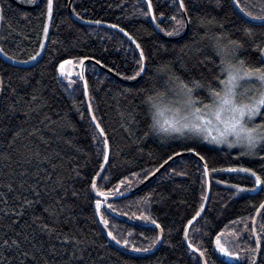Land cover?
Segmentation results:
<instances>
[{
    "label": "trees",
    "instance_id": "trees-1",
    "mask_svg": "<svg viewBox=\"0 0 264 264\" xmlns=\"http://www.w3.org/2000/svg\"><path fill=\"white\" fill-rule=\"evenodd\" d=\"M16 1L33 5L37 0ZM147 2L73 0L72 13L77 19L108 26L101 27L74 20L68 12L69 0H52L51 18L48 0L30 10L0 0V14L4 17L0 20V264H31L34 249L22 244L29 252L25 258L14 246L4 247L3 241L11 243L18 239V233L30 234L41 222L51 223L45 207L58 213L57 225L64 233H74L86 243L75 250L73 257L71 246L64 251L59 241H53L57 245L53 253L47 237L40 233L37 239L45 241V250L38 256L39 264H201L184 241V229L200 211L206 196L205 174L197 159H176L125 198L102 201L93 193L92 181L104 161L103 138L90 119L79 76L58 75L63 61L77 65L85 57L99 61L113 75L91 64L85 71L92 115L107 134L109 144V160L97 183V189L106 195L100 196L129 192L169 157L198 153L208 171L210 197L204 212L189 229V244L203 253L207 264H220L214 257L213 243L222 234V243L239 255V264L254 260L252 221L264 202V186L256 192L240 191L253 189L255 177L228 169L250 168L264 180V147H216L198 134L161 133L152 127L155 109L145 101L152 96L161 106L176 94L168 75L160 70L164 65L186 82L197 79L218 87L215 77L219 75L220 56L213 36H222L224 44L228 39L240 41L243 48L237 57L260 66L264 24L244 21L231 0H184L187 12L180 9L178 0H151L155 22L165 37H177L165 34L179 27L173 16L184 20V14L187 20L191 18L185 37L168 41L154 29ZM239 8L244 13L251 12L252 18L264 15L261 0H239ZM204 16L214 19L201 27L200 18ZM246 29L251 30V35ZM183 31L184 28L180 34ZM123 33L140 45L146 57L143 76L133 84L122 81L133 82L139 77L126 79L139 71L140 56ZM40 51L38 59L29 63ZM195 96L210 103L206 88L197 90ZM261 122L264 118L255 121ZM16 132L20 135L13 142ZM125 178L127 182L122 184ZM25 199H39V203L21 218L16 213L24 211ZM96 200L102 201V222L107 221L103 224L116 240L103 233ZM111 212L134 224L115 219ZM36 216L41 220L34 224ZM153 220L162 229L161 244L155 252L143 255L147 251L134 249L149 251L156 245L157 232L142 226ZM256 233L261 241L258 264H264V209L257 219Z\"/></svg>",
    "mask_w": 264,
    "mask_h": 264
},
{
    "label": "snow or ice",
    "instance_id": "snow-or-ice-1",
    "mask_svg": "<svg viewBox=\"0 0 264 264\" xmlns=\"http://www.w3.org/2000/svg\"><path fill=\"white\" fill-rule=\"evenodd\" d=\"M30 3H34L35 0H29ZM237 7H239V0H235ZM264 3V0H261ZM149 9L152 8L151 0L148 2ZM179 7L183 11L187 12L188 9L184 4V0H179ZM48 16L51 18L52 15V0H48L47 4ZM243 12L244 9L241 8ZM2 13V9H0ZM246 15L252 17L251 12H246ZM161 15H163L161 13ZM4 17L0 14V20ZM254 19L264 21V15L253 17ZM156 17L153 15V20ZM173 20L179 25L178 28L173 31L166 32L168 36H178L180 32L185 27L186 23H191V18L187 21L182 19H177L175 16L172 17ZM214 19V18H212ZM212 19L207 16L201 17V27H205L208 24L212 23ZM96 23H99L97 21ZM112 27H118L117 25H112ZM220 27H223L222 25ZM47 27H45L44 32L47 34ZM121 32H124V29H120ZM163 31V29H161ZM248 35H251V30H245ZM127 35V33H125ZM215 41V48L217 50V55L220 56L219 75L215 77L218 82V87H213L211 84H205L201 80L192 79L190 81H184L180 77L175 76L171 73V69L168 65L162 66L160 69L166 75H168L169 82H171L176 88V94L179 97L175 106L170 109L175 113V118L172 121H165L164 125L159 124L158 121H155L152 127L158 128L160 131L171 134L178 133L184 135L186 130L193 133H208L211 134L212 131H216L217 135L212 136V141L215 143H228L229 146L242 145L249 150H256L258 147H264V122L256 124L255 121L257 118H264V48H259L262 59L260 61V66L252 65L247 63L244 59H239L237 53L243 48V44L240 41L228 39L227 44L222 42V36H213L211 37ZM259 47V46H258ZM137 48H140V45L137 44ZM35 59V57H32ZM84 59H87L85 57ZM146 57L143 50L140 51V59L137 61L139 66V71L135 73L134 76L126 77V79L135 80L136 77L140 76L141 73L145 71V62ZM70 63V61H63L60 64V72L62 75H65L64 66ZM77 63L83 64V60H78ZM99 63V61H97ZM82 77V73H81ZM245 85H250L251 87H245ZM87 85L85 84V89ZM208 92L210 98V103L205 104L203 99L197 98L195 92L200 89H205ZM35 99V97H33ZM150 103L151 107L158 110V103L152 97L148 96L145 101ZM95 116L92 117V120L95 121ZM96 128L99 129V133L104 137V153L103 160L105 163L109 160V144L107 134L100 124L96 123ZM20 135V132H16L13 137V142L16 137ZM207 138V137H206ZM234 138V139H230ZM192 151V149H189ZM33 155H38V153H33ZM197 155H199L197 153ZM172 157H169L171 159ZM203 159V157H200ZM167 163V161H165ZM103 168V165H101ZM215 171V169H213ZM228 171H241L251 173L255 177V183L258 186H264V180L256 174L250 168H240V169H228ZM100 175L99 173L96 174ZM133 175H137L133 173ZM127 182V178L122 180L121 183L124 184ZM10 190H11V186ZM239 188V186H235ZM92 188L98 191V195H106L103 191L97 189V184L95 180L92 181ZM240 191H255V189H239ZM261 191H264V187H261ZM39 197V193H35ZM113 195L116 194L115 191L112 192ZM203 199H207L204 197ZM24 205L26 206L24 211L17 212L18 217H23L27 209H31L35 204L39 203L37 200H24ZM102 206V201L96 200V210L99 212ZM112 207L111 205H108ZM260 209H264V203H261L257 212ZM204 210L203 204L201 205L200 211H197L196 214L188 221V224L191 225L197 217L201 215V211ZM44 212L49 213L51 217V223L41 222L37 225L35 229H32L30 234H25L23 232L18 233V239L12 240L9 243V240L5 239L3 241V246L6 248L15 247L16 250L20 251L21 255L25 258H28L29 252L24 250L21 245H28L34 251L32 252V261L31 264H39L38 256L45 250V241L37 239L38 234L43 233L47 237V243L51 246L53 253L57 252V245L53 241H59L60 247L64 251H68V247L71 246L73 249L72 256L75 257V250L79 246L86 243L82 239H77L76 235L66 234L60 229L57 225L58 213L53 210L50 211L49 208L45 207ZM41 220V217L36 216L33 218V223ZM107 224V221H103ZM152 223H156L155 220ZM234 223V222H233ZM31 229L32 225H28ZM159 227V225H157ZM162 231V229H161ZM185 239L188 238V229H184ZM109 236H112L109 233ZM113 240H116L115 236H112ZM33 241H36L33 243ZM120 243V241H116ZM257 247L260 246V239L257 238ZM127 244V241L124 242ZM216 247L217 250L222 253L224 256L236 257V254L229 251V249L222 243V234H218L216 237ZM39 245V247H37ZM189 247H193L192 244H189ZM135 251H148V249H134ZM199 251V249H197ZM255 251V250H254ZM203 255V253H201ZM238 258V257H236ZM82 259V257H81ZM46 264V262H45ZM207 264V262H205ZM223 264V261L221 262ZM251 264H255V261H252Z\"/></svg>",
    "mask_w": 264,
    "mask_h": 264
},
{
    "label": "water",
    "instance_id": "water-1",
    "mask_svg": "<svg viewBox=\"0 0 264 264\" xmlns=\"http://www.w3.org/2000/svg\"><path fill=\"white\" fill-rule=\"evenodd\" d=\"M9 1H11L13 4H15L16 6H18V7L21 8V9H24V10H30V9L37 8V7L41 4V2H42V0H37L36 3H34L33 5H24V4L19 3V2L16 1V0H9ZM72 2H73V0H69V4H68V12H69V15H70L74 20H76V21L79 22V23L86 24V25H90V26H101V27H102V26H103V27H106V26H107V25H101V24H93V23L82 22L81 20L77 19V18L73 15V13H72V8H71V6H72ZM146 2H147V0H146ZM178 2H179V0H178ZM231 3H232V6H233L235 12H236V13H237V14H238V15H239L244 21H246V22H248V23H250V24H253V25H261V24H264V21H262V20H258V19H254V18H252V17L246 15L244 12H242L241 9H240L239 7H237V4H236L235 0H231ZM147 5H148V2H147ZM148 8H149V7H148ZM149 13H150V17H151V21H152V24H153L154 29L156 30V32H157L160 36H162V37L165 38L166 40H168V41H178V40H181L182 38H184L185 35L187 34V31H188V23L185 24L184 31H183V33L180 34L179 36H177V37H173V38H172V37L169 38V37H165V36H163V35L160 33V31H159V29H158V27H157V24H156V22H155V20H153L152 9H149ZM183 16H184V20L187 21L186 16H185L184 14H183ZM107 27H108V26H107ZM123 34H124V33H123ZM124 35H125V34H124ZM125 36L127 37V35H125ZM127 38H128V37H127ZM128 39H129V38H128ZM129 40H130V39H129ZM130 41H131V43L134 45L135 49L137 50V52L139 53V56H140V50H139V48H137V45H136L132 40H130ZM88 64L94 65V66L97 67L99 70L104 71V72H106L107 74L113 76L111 72L105 70L101 65H99L98 63H96V62H94V61H92V60H90V59H84L82 65L79 64V63H78L77 65H74L73 61H70V63H68V64H66V65L64 66V72H65V75H62L59 69H58V75H59V77H65V76H67V77H71V76H79V79H80V81H81L82 84H83L84 95H85L86 105H87V107H88L89 116H90V119H91L92 123H93L94 126L96 127V121H93V120H92L93 115H92V111H91L90 104H89V101H88L87 88L85 89V71H86V67H87ZM144 64H145V63H144ZM59 68H60V67H59ZM81 73H82V77H81ZM143 73H144V72H143ZM143 73H141V75H140L135 81H133V82H125V81H122V82H123V83H127V84H133V83H136L137 81H139V80L142 78ZM0 97H1V83H0ZM96 129H97V128H96ZM97 131L99 132V129H97ZM99 134H100V133H99ZM102 138H103V140H104V137H103V136H102ZM181 157H193V158L197 159V160L201 163V165H202V167H203L204 174H205V180H206V196H205V197H207V199L204 200V203H203V207H204V209H205L206 206H207V204H208L209 197H210V183H209L208 171H207V169H206V167H205V164H204L203 160H201V158H199V157H198L195 153H193V152L180 153V154H177V155L173 156L171 159H169V160L167 161V163L163 164V166H161V167H160V168H159L154 174H152L149 178H147V179H146V180H145L140 186H138L137 188H135V189H133V190H131V191H129V192H126V193H124V194L115 195V196H100V195L97 194V191L94 190V189L92 188V189H93V193H94L99 199H101L102 201H103V200L108 201V200H115V199L125 198V197H127V196H129V195H132V194L135 193L137 190H139L140 188H142L143 186H145L148 182H150L152 179H154V178H155V177H156V176H157V175H158L163 169H165V167H166L168 164H170L171 162H173V161H175L176 159H179V158H181ZM106 164H107V163H105V162L103 161V164H102V165H103V168L101 167V169H100V171H99V174H100V175L96 176V178H95V182H96V184L98 183L99 179L101 178L102 173L104 172V170H105V168H106ZM263 203H264V202H263ZM102 208H103V204H102V206H101L99 212H97V217H98L99 225H100V227H101L103 233H104V234H105L110 240H112V237L109 236V233H108L107 229L105 228V226H104V224H103V222H102L101 216H100V211H101ZM96 211H97V210H96ZM262 211H263V209H260L259 212H256V214H255V216H254V218H253V221H252V235H253V239H254V242H255V248H256V250H255V257H254V260H253V261H255V264H258V262H259V254H260V246H259V248H258V247H257V242H256V241H257V237H256V222H257V219H258L259 215L262 213ZM203 212H204V210L201 211V215H202ZM110 214H111V216H113L115 219H118V220H120V221H124V222H126V223H130L129 221H127V220H125L124 218H122V217L116 215L115 213H112V212H111ZM201 215H200V216H201ZM200 216H199V217H200ZM199 217H197L196 220L193 221V223H195ZM193 223H192L191 225H189V224L187 225L186 228L188 229V232H189V229L191 228V226L193 225ZM130 224H134V223H130ZM142 226H144V227H146V228H151V229L155 230V231L157 232V236H158V239H157V243H156V245H155L151 250H149V251H147V252H142V253H141V254H143V255H148V254H151V253L155 252V251L158 249V247H159L160 244H161V237H162V234H161V230H160V229L157 227V225H155V224L149 223V224H143ZM184 241H185L186 246H187L192 252H194V253L198 256V258H199L200 261H201V264H205V260H204L203 256L200 254V252H198V251H197L195 248H193V247H191V248L189 247V242H188V239H185V235H184ZM215 241H216V240H215ZM215 241H214V243H213V253H214V257H215V259L217 260L218 263L221 264V262L223 261V264H239L240 259H239V256H238L237 254H236V257H238V258H236V257H228V256H224L222 253H220V252L217 250V247H216V243H215ZM113 243L116 245V247L123 248V246L118 245L116 242H113ZM136 253H137V252H136Z\"/></svg>",
    "mask_w": 264,
    "mask_h": 264
},
{
    "label": "rangeland",
    "instance_id": "rangeland-1",
    "mask_svg": "<svg viewBox=\"0 0 264 264\" xmlns=\"http://www.w3.org/2000/svg\"><path fill=\"white\" fill-rule=\"evenodd\" d=\"M41 51H42V48H41ZM41 51L35 56V59H30L28 62L30 63V62L36 61L38 59ZM245 87H251V86L245 85ZM178 99H179V97L177 96V94H174L173 97L169 101H166L161 106H158V110L157 109L154 110L155 121H158L159 124H161V125H164L165 121H172L175 118V113L173 111H170V109H172L175 106ZM156 130L161 132V133H165V132L160 131L158 128H156ZM171 134H177L179 136L181 135L178 133H171ZM195 134H198L200 137L202 136L205 139V141H207L208 143H211L213 146H216V147H222V146L226 147L227 146V147H229L228 143H215L212 141V136L217 135L216 131H212L211 134L209 135L208 133H193V132H188L186 130V132L183 136H188V135L197 136ZM230 139H234V138H230ZM237 145H239V144H237ZM234 146H236V145H234ZM259 187L260 186L255 185V187L253 188V189H255V191H252V192L258 191ZM256 237H258L257 233H256ZM241 251H243V250L241 249Z\"/></svg>",
    "mask_w": 264,
    "mask_h": 264
}]
</instances>
